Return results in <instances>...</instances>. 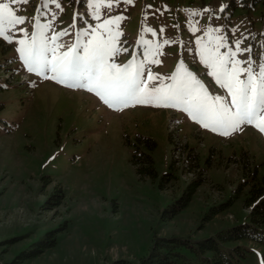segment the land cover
Returning a JSON list of instances; mask_svg holds the SVG:
<instances>
[{
	"label": "rangeland",
	"instance_id": "rangeland-1",
	"mask_svg": "<svg viewBox=\"0 0 264 264\" xmlns=\"http://www.w3.org/2000/svg\"><path fill=\"white\" fill-rule=\"evenodd\" d=\"M89 2L58 0V8L45 6L46 0L27 4L19 0L10 7L26 18L17 28L29 35L45 23L51 25L47 35L66 30L58 41L66 47L90 40L91 35L83 32L102 31L99 25L105 20L125 17L117 47L127 51H121L115 62L122 65L132 58L139 62L147 47V59L161 61L147 67L165 83L183 61L213 95L224 96L226 90L204 75L209 69L199 56L202 48L218 42L217 36H223L229 48L234 49L237 40L241 48H251L239 59L250 58L253 67L264 63V0H110L112 7L101 9L99 19ZM187 9L199 14L191 15ZM11 35L13 43L0 39V66L2 76L13 85L0 91V99L18 126L0 133V264H14L22 249L50 229L61 228L57 245L18 264L136 261L154 235L202 238L248 219L241 193L212 220H201L211 205L235 194L247 171L256 167L264 176V134L244 125L225 137L204 129L179 109L136 106L115 111L94 93L70 89L36 73L30 72L32 78L26 81L27 68L17 51L25 32ZM137 147L151 154L157 170L154 179L137 173L131 161ZM188 151L198 156L206 178L189 205L166 221L162 210L198 175L195 160L187 159ZM167 172L175 177L161 187ZM56 187L63 194L60 205L44 208ZM14 238L16 242H10ZM240 244L249 251L237 264H264L263 245Z\"/></svg>",
	"mask_w": 264,
	"mask_h": 264
},
{
	"label": "snow or ice",
	"instance_id": "snow-or-ice-1",
	"mask_svg": "<svg viewBox=\"0 0 264 264\" xmlns=\"http://www.w3.org/2000/svg\"><path fill=\"white\" fill-rule=\"evenodd\" d=\"M18 2L0 0V39L13 43L12 31L25 32V38L18 41L20 47L17 51L27 71L73 90L94 93L111 110L123 111L136 106L179 109L204 129L225 137L240 131L244 125L264 134V63L253 67L250 58L239 59V54L251 52V48L240 47L241 41L237 40L233 49L224 43L223 36H217L215 45L202 48L199 62L209 69L204 75L212 77L220 88L226 90L224 96L213 95L183 61L167 78L170 82L165 83L164 77L152 73L147 67L161 63L156 58L147 59L150 53L147 47L145 59L139 62L136 58L122 65L115 62L114 58L121 51H127L117 47L119 37L123 35L119 24L125 17L105 20L99 25L102 31L83 32L91 35L90 40L66 47L58 41L68 34L67 31L47 35L46 30L51 28L48 23L38 25L39 31L31 35L26 29H18L17 26L26 20L10 7ZM23 2L27 4L29 0ZM49 4L60 7L58 0H46L45 6ZM89 6L99 19L100 10L112 7V3L110 0H90ZM185 11L191 15L199 14L198 10ZM148 31L153 30L149 28ZM168 43L167 39L163 41L164 45ZM65 47L66 50L62 51ZM221 48L226 51L221 52ZM150 82H153L151 87Z\"/></svg>",
	"mask_w": 264,
	"mask_h": 264
},
{
	"label": "trees",
	"instance_id": "trees-1",
	"mask_svg": "<svg viewBox=\"0 0 264 264\" xmlns=\"http://www.w3.org/2000/svg\"><path fill=\"white\" fill-rule=\"evenodd\" d=\"M2 70H4V67L0 66V91H5L13 84L2 76ZM14 87L16 88V85ZM15 123L16 120L13 116H8L5 113V104L0 99V133L12 131L18 126ZM187 159L195 160L194 163L196 164L193 165L195 169L198 168L196 169L198 175H195L196 177L186 185L179 197L175 198L162 210L161 217L166 221L172 219L189 205L197 188L206 178L204 170L199 165L198 156L188 151ZM131 161L136 165L137 173L141 177L154 179L157 176V170L150 153L141 151L137 147L132 154ZM247 174L245 179L238 184L235 194L230 195L225 201L211 205L201 219L204 222L212 220L217 214L231 207L241 193H244V203L249 208L247 220L220 228L202 238L154 235L146 253L136 261L128 258H118L106 264H237L246 257L249 251L240 242L253 241L264 246V176L259 175L256 167L249 173L247 171ZM173 175L171 172L164 173L161 177L160 186L164 187L165 182L171 181L175 177ZM62 195L61 189L56 187L43 207L46 209L57 207L61 203ZM60 230L61 228L47 230L40 239L22 249L13 263L18 264L23 260L36 258L49 248L55 247L58 243L57 234ZM16 240L14 238L10 242H16Z\"/></svg>",
	"mask_w": 264,
	"mask_h": 264
}]
</instances>
